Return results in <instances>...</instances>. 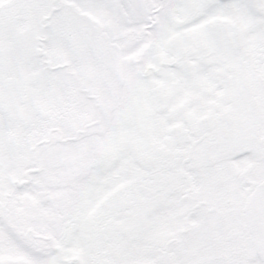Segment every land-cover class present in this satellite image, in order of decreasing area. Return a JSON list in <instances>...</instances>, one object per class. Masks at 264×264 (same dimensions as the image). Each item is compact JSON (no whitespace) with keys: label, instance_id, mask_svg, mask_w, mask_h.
I'll return each mask as SVG.
<instances>
[{"label":"snow or ice","instance_id":"snow-or-ice-1","mask_svg":"<svg viewBox=\"0 0 264 264\" xmlns=\"http://www.w3.org/2000/svg\"><path fill=\"white\" fill-rule=\"evenodd\" d=\"M0 264H264V0H0Z\"/></svg>","mask_w":264,"mask_h":264}]
</instances>
